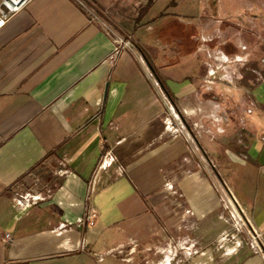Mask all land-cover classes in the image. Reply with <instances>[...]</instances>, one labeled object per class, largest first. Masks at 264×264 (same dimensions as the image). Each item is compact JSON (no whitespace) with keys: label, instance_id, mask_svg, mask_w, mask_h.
<instances>
[{"label":"crops","instance_id":"0c3cea01","mask_svg":"<svg viewBox=\"0 0 264 264\" xmlns=\"http://www.w3.org/2000/svg\"><path fill=\"white\" fill-rule=\"evenodd\" d=\"M243 12L228 5L222 43L204 0H33L0 29V264H160L175 247L172 264H264L218 246L230 192L264 241V52ZM112 29L135 44L113 64ZM34 185L47 200L19 211Z\"/></svg>","mask_w":264,"mask_h":264},{"label":"built area","instance_id":"2783aa9c","mask_svg":"<svg viewBox=\"0 0 264 264\" xmlns=\"http://www.w3.org/2000/svg\"><path fill=\"white\" fill-rule=\"evenodd\" d=\"M32 1L33 0H0V29L18 13L24 10ZM109 34L113 42V52L109 57V62L113 64L124 50H133L134 45L129 38L122 37V35L114 29L110 30ZM213 77V71L207 73L205 84L208 89L213 84ZM169 112V115L164 119L166 133L171 136L181 135L183 133L182 127L175 124L177 120L181 122L180 116L172 107L169 108ZM115 162L116 158L111 154H105L99 159L93 176L88 184V201L97 190L101 173L112 167ZM50 192V189L47 190L38 185L17 191L14 193L13 198L15 206L21 212L28 211L32 207L46 201ZM226 196L227 200L225 199L226 202L223 204L224 211L221 218L226 219L230 223L231 229L225 231L219 239V248L224 249L225 254H234L244 245H249L253 250L264 254V241L262 235L251 227V222L247 218L245 211L238 204L234 195L230 192L229 194L227 193ZM98 219V210L88 205L80 224L86 227H95L98 223ZM5 241L11 243L12 235L7 233L5 235ZM185 244L186 247L182 248L184 256L202 253L196 242L188 240ZM175 249V251L172 250V253H170L172 257L168 264H172L173 260H175V255L180 254L181 250L179 248L177 249V247H175ZM165 259L166 256L163 258V262H166Z\"/></svg>","mask_w":264,"mask_h":264},{"label":"rangeland","instance_id":"374dc122","mask_svg":"<svg viewBox=\"0 0 264 264\" xmlns=\"http://www.w3.org/2000/svg\"><path fill=\"white\" fill-rule=\"evenodd\" d=\"M204 2L206 5L210 2V20L216 18L215 20L218 21L217 25H219V26L222 25V27H220V29H218L219 30L218 31L219 32V36H218L219 40L218 41L221 43L223 41L224 35L229 36L230 33L232 35H236L235 29L234 30L229 29V30H231V32H228V26L226 28L224 27V29L227 31L223 33V24H224L223 23V19H224L223 17L226 14V9H228V5L232 6V8L235 7V9H238L239 6L244 7V12H243L244 14L242 13V15H245V17H248L249 20H252V18H254L256 20V22H257V20L260 22L259 23L260 28L257 30V37L258 38H256V43L258 44L257 45L258 46L257 51H259L261 53L264 52V0H204ZM252 9L255 11L254 14L252 13ZM93 13L98 15V13H96V11H93ZM213 16H215V17H213ZM221 20H222V22H221ZM176 25H179V23H177ZM115 31L117 32L118 30H115ZM130 31L133 32V29H130ZM188 32L191 36L198 35L197 30H195L194 28H191ZM119 33L122 35V37L129 38L133 43L131 36L123 33L122 31H119ZM133 45H134L133 49H135V44L133 43ZM189 46L191 48L192 43H191V45L189 44ZM210 51H212L211 55L213 54V51H214V55H215V52H221L218 45L214 47V50L210 49ZM167 253L168 254L166 255V259H165L166 262H161V264H168L169 261L171 260L172 256L170 253H172V251L168 250Z\"/></svg>","mask_w":264,"mask_h":264}]
</instances>
